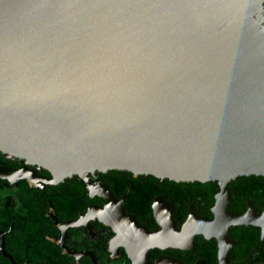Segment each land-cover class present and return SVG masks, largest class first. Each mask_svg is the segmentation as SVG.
<instances>
[{"label":"water","instance_id":"1","mask_svg":"<svg viewBox=\"0 0 264 264\" xmlns=\"http://www.w3.org/2000/svg\"><path fill=\"white\" fill-rule=\"evenodd\" d=\"M0 153L48 184L264 177V0H0Z\"/></svg>","mask_w":264,"mask_h":264},{"label":"flooded vegetation","instance_id":"2","mask_svg":"<svg viewBox=\"0 0 264 264\" xmlns=\"http://www.w3.org/2000/svg\"><path fill=\"white\" fill-rule=\"evenodd\" d=\"M48 175L0 153V264H264L263 176Z\"/></svg>","mask_w":264,"mask_h":264}]
</instances>
